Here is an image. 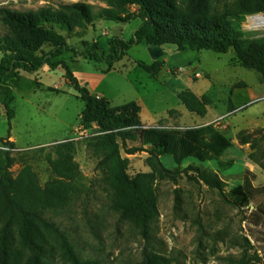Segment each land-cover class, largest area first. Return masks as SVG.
<instances>
[{
	"label": "trees",
	"instance_id": "1",
	"mask_svg": "<svg viewBox=\"0 0 264 264\" xmlns=\"http://www.w3.org/2000/svg\"><path fill=\"white\" fill-rule=\"evenodd\" d=\"M97 1L105 3L106 7L96 8L78 2L26 11L0 8V25L5 31L4 36H0L3 105L8 118L13 119L12 89L18 86L16 82L21 79L22 72L37 73L44 67L51 71L63 68L66 81L85 104L80 125L91 130L94 125L97 127L94 129L97 135L89 138L95 142L94 149L103 154L96 169L109 189L110 208L146 241L140 264H171L151 244L153 226L159 217L156 183H177L178 177L186 174L190 181L218 191L226 202L243 206L264 194V186L256 188L254 174L246 172L242 186L226 195V184L210 170L195 166L183 171L167 169L161 156L170 155L177 164L182 163L190 156L193 144L205 143L203 132L212 131L213 126L196 131L143 129L138 103L113 107L108 100L94 96L87 87L81 86L69 66L59 58L71 52L90 62L104 63L111 71L115 63L129 57L130 49L139 44L148 47L170 45L180 52L211 51L223 55L233 51L237 65L257 72L264 85V38L246 37L239 29L246 17L264 13V0ZM134 5L138 16L128 14ZM135 19H140L141 25L133 38L114 37L108 50L98 42L81 41L84 50L80 51L68 42L74 36L83 39L98 20L127 23ZM134 64L152 77H156L163 67L161 60L151 64L136 61ZM178 99L188 112L200 117L206 116L212 104L207 96L198 97L189 89L180 92ZM219 139L222 138L211 132L210 144ZM238 139L242 145L250 144L253 150H260L264 135L261 140H254L252 135L241 132ZM128 141L150 147L146 160L149 172L136 176L128 173L130 161L122 156ZM4 145L16 149L9 141ZM229 145V141L224 140L216 152L221 153ZM139 151L144 150L135 148L126 153L133 155ZM29 153L0 150V264H60V260L81 264L69 237L53 218L47 217V214L56 215L67 210L80 201L88 189L76 161L75 144L67 140L35 151L45 155L52 176L44 185L34 167L26 161ZM250 158L264 170V164L255 154ZM18 162L22 167L15 175L12 168Z\"/></svg>",
	"mask_w": 264,
	"mask_h": 264
},
{
	"label": "rangeland",
	"instance_id": "2",
	"mask_svg": "<svg viewBox=\"0 0 264 264\" xmlns=\"http://www.w3.org/2000/svg\"><path fill=\"white\" fill-rule=\"evenodd\" d=\"M78 2L96 8L106 7L97 0H0V8L26 11ZM128 14L138 16L137 7L131 6ZM247 21L246 17L239 24L245 36L264 38V23H253L252 26L257 28H248ZM140 25V19L129 23L98 20L84 39L74 36L68 42L82 51V40L93 42L99 38L103 44L114 37L130 40ZM4 34L0 25V36ZM48 50L44 49L45 52ZM2 57L0 52V62ZM195 57H200L201 64L194 60ZM128 59L149 62L146 45H134ZM128 59L114 65L123 73L111 72L100 88L113 106L139 102L143 107L142 120L159 121L156 127L160 131L204 130L214 116L221 117L210 124L212 131L203 132L205 143L193 144L190 156L182 163L177 164L170 155L161 156L167 169L183 171L195 166L210 170L226 184V195L242 186L246 172L254 174L256 188L264 186V170L250 158L255 154L264 164V141L260 142V150H253L250 144L242 145L238 139L241 132L252 135L254 140H261L264 135V85L257 72L237 65L233 51L223 55L211 51L183 53L174 46H165L163 60L169 63L168 66L183 67L187 72H191L190 67L198 68L200 73L210 76L196 83L201 91L208 89L209 96L215 100L208 108V115L200 117L188 112L174 96L172 87H166L163 81H150L144 72L143 75H132L131 81L134 84L137 81L135 85L126 80L121 74L128 75L129 68L124 66L129 64ZM61 60L81 78L99 72L100 64L71 52L64 54ZM39 72H22L21 79L16 82L18 86L12 89L15 96L12 107L16 114L13 120L8 118L3 105L5 92H0V145L13 136L18 146L32 147L71 138L77 131L85 104L65 80V70L60 67L47 73ZM178 87L185 89L181 85ZM211 132L222 139L211 145ZM92 139L72 141L76 161L88 187L86 193L67 210L56 215L47 214V217L53 218L69 237L81 264H140L146 241L111 210L109 189L96 169L103 154L94 149ZM224 140L229 141V147L217 153ZM135 148L144 151L133 155L126 153ZM149 148L140 142L128 141L122 149L123 158L130 161L128 173L131 176L150 171L146 163ZM26 161L38 173L42 185L52 178L45 155L30 152ZM21 167L18 162L12 168L13 174H18ZM156 191L159 217L153 226L151 244L171 264H264V194L257 195L248 206L235 205L226 202L218 191L190 181L186 174L178 177L177 183H156ZM60 264L72 263L60 260Z\"/></svg>",
	"mask_w": 264,
	"mask_h": 264
},
{
	"label": "crops",
	"instance_id": "3",
	"mask_svg": "<svg viewBox=\"0 0 264 264\" xmlns=\"http://www.w3.org/2000/svg\"><path fill=\"white\" fill-rule=\"evenodd\" d=\"M97 22V21H96ZM96 22L94 24V26L96 25ZM131 22V21H130ZM129 23V22H127ZM92 26V27H94ZM140 27V26H139ZM138 27V28H139ZM91 28V27H90ZM89 28V29H90ZM136 28L134 30V33H133V36L136 32V30L138 29ZM88 29V30H89ZM125 31V30H124ZM88 33V31H87ZM87 33L85 34V36L87 35ZM103 35L106 36V37H109L108 33L107 32H103ZM84 36V37H85ZM121 39H124L122 37H119ZM84 39V38H83ZM126 40V39H124ZM84 41V40H82ZM88 42V41H87ZM93 42H98L103 48L104 50H108V47H109V43H110V40H106V44H103L102 40L99 39V38H95L93 40ZM89 43H92V42H89ZM147 49H148V46H146ZM162 50L164 52V55H165V46L162 47ZM188 52H196V51H184L183 53H188ZM200 53V52H199ZM129 57L127 58H124L122 61H124L125 59H128ZM164 56L162 57L161 61L163 62V67L161 69V71L159 72V74L156 76V77H152L150 76L149 74H147L146 72H144L142 69H140L136 64H134V62L136 61H131L130 59H128L127 62H129V64L127 65H124L126 68H129V72H128V75H123L121 74L126 80L132 82V84H134L133 81H131V77L132 75H134L136 73V75L140 74V75H143L142 73L144 72L146 75H147V79H149L150 81H163V83L165 84L166 87H172V89L174 90L173 91V94L174 96H176V98H178V94L186 89H189L191 90L195 95H197L198 97H202V96H207L211 101L212 103L215 102V100H212V97L209 96V91L208 89L204 90V91H201L200 87L198 84L197 81H199L200 79H196L193 75L195 73H200V71H198L199 69L198 68H193V67H190L191 68V72H187L186 71V74L185 75H182V76H179V75H176L175 71L178 69V68H183V67H177V68H172L170 66H168V62L167 61H164L163 60ZM86 59V58H85ZM59 60H61V57L59 58ZM88 60V59H86ZM195 61L199 62V64H201V59L200 57H195L194 58ZM62 61V60H61ZM120 61V62H122ZM141 62H144V61H141ZM154 61L151 59L150 55H149V62H145L147 64H151L153 63ZM95 63V62H94ZM118 63V62H117ZM96 64H100V67L98 69L99 72L97 73H91L89 74L88 76L86 77H80V75L77 73V72H74V76L77 78L79 84L81 86H85L87 87V89L90 91L91 94H93L94 96H97L99 98H104L106 100H108L110 102V104L112 105L111 101L109 100V98L106 97V94L100 90L101 88V85L102 83L104 82V80L106 79V77L111 73V72H116V73H123L122 71H117V69H115V67L113 66V69L111 71H108V68H107V65L104 64V63H96ZM116 64V63H115ZM114 64V65H115ZM201 66V65H200ZM51 70L48 68V67H44L41 72L39 73H47V72H50ZM202 75V79L204 77H210L208 73H200ZM66 80V79H65ZM137 81H135V84H136ZM134 84V85H135ZM182 86V88H185V89H180L178 86ZM50 90H54V89H51ZM246 90L249 91V88L247 87V84H246ZM55 91V90H54ZM14 102H15V96H14ZM13 102V104H14ZM132 103V102H131ZM135 103H138L141 107V113H140V120H141V123L144 125V126H149V127H156L159 123V121H149L148 122H144L141 118V115L143 113V107L141 106V104L139 102H135ZM129 104V103H128ZM126 105V104H125ZM113 106V105H112ZM124 106V105H122ZM113 107H121V106H113ZM209 108V107H208ZM15 112V110H14ZM208 115V112L206 114V116ZM16 114L14 115L13 119L15 118ZM221 117H216L214 116L212 120H210L208 123H206V125H210L212 124L213 122H216L217 120H219ZM12 119V120H13ZM158 128V127H157ZM74 137V136H73ZM73 137L71 138H67V139H59V140H53V141H50V142H46V143H42V144H38V145H35V146H32V147H20L18 146L17 144V140H16V137H13V136H9L8 139H5L4 142H11L14 144L16 150L18 152H35L36 150L40 149V148H43V147H52L56 144H59V143H62V142H65L67 140H73Z\"/></svg>",
	"mask_w": 264,
	"mask_h": 264
},
{
	"label": "built area",
	"instance_id": "4",
	"mask_svg": "<svg viewBox=\"0 0 264 264\" xmlns=\"http://www.w3.org/2000/svg\"><path fill=\"white\" fill-rule=\"evenodd\" d=\"M257 17H263L264 18V14H257V15H252V16H248L247 17V23L249 25L248 28H257V27H254V26H250V20L252 18H257ZM259 28V27H258ZM176 75H179V76H182V75H185L186 74V70L184 68H179L175 71ZM196 79H200L202 78V75L200 73H195L193 75ZM97 127L94 125L93 126V129H87L85 128L84 126L82 125H79L77 131H75V134H74V137H73V140L71 141H78V140H82V139H86V138H89V137H92V136H95L97 135V133H95L94 129H96ZM152 128H157V127H149V126H144L143 129H152ZM159 128V127H158ZM5 144V143H4ZM4 144H1L0 145V150H5V151H17L16 149L15 150H11V148H9L8 146L4 145Z\"/></svg>",
	"mask_w": 264,
	"mask_h": 264
},
{
	"label": "water",
	"instance_id": "5",
	"mask_svg": "<svg viewBox=\"0 0 264 264\" xmlns=\"http://www.w3.org/2000/svg\"><path fill=\"white\" fill-rule=\"evenodd\" d=\"M148 52L153 61H158L164 56L161 46L152 45L148 47Z\"/></svg>",
	"mask_w": 264,
	"mask_h": 264
},
{
	"label": "bare ground",
	"instance_id": "6",
	"mask_svg": "<svg viewBox=\"0 0 264 264\" xmlns=\"http://www.w3.org/2000/svg\"><path fill=\"white\" fill-rule=\"evenodd\" d=\"M262 19H264V18H263V17L252 18V19L250 20V26H252L253 23H255V24H253V25H258V24H256V23L263 24L264 21H260V20H262Z\"/></svg>",
	"mask_w": 264,
	"mask_h": 264
}]
</instances>
